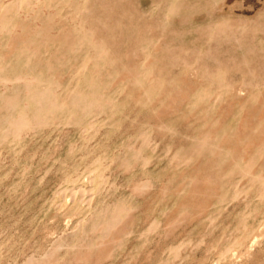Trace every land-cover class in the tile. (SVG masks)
I'll list each match as a JSON object with an SVG mask.
<instances>
[{
  "label": "rangeland",
  "instance_id": "374dc122",
  "mask_svg": "<svg viewBox=\"0 0 264 264\" xmlns=\"http://www.w3.org/2000/svg\"><path fill=\"white\" fill-rule=\"evenodd\" d=\"M0 264H264V0H0Z\"/></svg>",
  "mask_w": 264,
  "mask_h": 264
}]
</instances>
